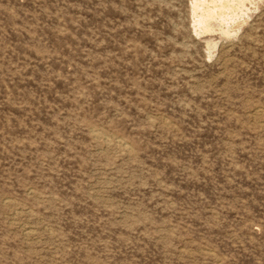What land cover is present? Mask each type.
I'll return each mask as SVG.
<instances>
[{
    "label": "rangeland",
    "instance_id": "rangeland-1",
    "mask_svg": "<svg viewBox=\"0 0 264 264\" xmlns=\"http://www.w3.org/2000/svg\"><path fill=\"white\" fill-rule=\"evenodd\" d=\"M211 6L0 0V264H264V0Z\"/></svg>",
    "mask_w": 264,
    "mask_h": 264
},
{
    "label": "bare ground",
    "instance_id": "bare-ground-1",
    "mask_svg": "<svg viewBox=\"0 0 264 264\" xmlns=\"http://www.w3.org/2000/svg\"><path fill=\"white\" fill-rule=\"evenodd\" d=\"M197 1L198 2H204L205 0H200V1L197 0ZM208 1L211 5H213L209 9L214 10V11H212V13H217L218 11H220L222 9L223 5L226 3L227 0H208Z\"/></svg>",
    "mask_w": 264,
    "mask_h": 264
}]
</instances>
